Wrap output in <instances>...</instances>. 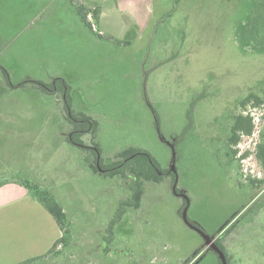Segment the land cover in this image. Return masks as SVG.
I'll list each match as a JSON object with an SVG mask.
<instances>
[{"label": "rangeland", "instance_id": "rangeland-1", "mask_svg": "<svg viewBox=\"0 0 264 264\" xmlns=\"http://www.w3.org/2000/svg\"><path fill=\"white\" fill-rule=\"evenodd\" d=\"M56 4L0 0V185L38 184L70 222L67 242L28 264H215L193 222L206 236L225 226L236 264H264V49L238 36L255 21L264 47V0H151L141 33L98 50L59 34ZM54 78L70 85L69 109L96 121L81 145L61 87L43 84ZM237 115L252 131L231 142ZM128 147L149 152L162 178L110 227L129 179L91 166ZM16 194L7 207L23 211L30 243L37 221H55L32 191ZM35 250L25 243L23 256Z\"/></svg>", "mask_w": 264, "mask_h": 264}, {"label": "crops", "instance_id": "crops-1", "mask_svg": "<svg viewBox=\"0 0 264 264\" xmlns=\"http://www.w3.org/2000/svg\"><path fill=\"white\" fill-rule=\"evenodd\" d=\"M48 1L51 4L57 3V8L54 9L55 15L53 19L51 18V21L54 28H57L58 24L60 25L59 34H63L65 40L78 39L85 42L86 48L90 50H98L101 44H103L105 37L112 41H126L132 31H137L138 34L139 32L141 33L140 29L143 27L145 28L146 23L149 22L148 17H144V12L149 11L151 0H78L84 4L91 3L99 5V18L96 23L94 20H91L92 28H88L81 22L73 3L67 0ZM59 9L65 11L66 16H58L56 11H60ZM62 29L64 32H62ZM69 86L66 87L67 98H69ZM64 96L65 94H63V97ZM20 183L21 180L15 179L6 180L0 185V191L4 190V193H0V264H17L33 257L43 256L62 235L56 222L49 225L47 231L44 223L39 220L33 225L36 237L32 242L29 239L30 243H28L27 239L24 237L23 226L19 224L23 211H18L17 208L13 207H7L8 204L18 200L16 188H18ZM185 204L186 200H183V207ZM180 213L182 214V208L180 209ZM193 223L197 228L202 229L206 233L200 224L196 222ZM56 225L58 227L57 231L55 229ZM224 227L225 226H222L216 232L213 231L207 235L214 242L217 240L228 257L231 258V255H233L229 253L231 244L222 236ZM203 240L206 241L205 238ZM25 243L28 249H36L35 251L37 252L28 254L30 256H23L25 253ZM218 261L216 260L215 264H219ZM231 261L233 264H236L234 258L230 259V262Z\"/></svg>", "mask_w": 264, "mask_h": 264}, {"label": "trees", "instance_id": "trees-1", "mask_svg": "<svg viewBox=\"0 0 264 264\" xmlns=\"http://www.w3.org/2000/svg\"><path fill=\"white\" fill-rule=\"evenodd\" d=\"M74 4L75 10L81 20V22L87 26L88 28H92L91 20L89 19V15L92 20L96 23L99 18L100 8L98 4H84L79 2L78 0H67ZM261 32V28L256 24L255 21L249 24H241L238 28V36L240 42L244 46H252L255 49H264L261 44V41L258 39L259 34ZM107 38V37H105ZM54 79L51 83H43L46 88L56 89L61 87L63 94H65L66 99V107L68 108L69 112V119L70 122L75 126L74 132L71 136V140L73 143H79L81 145L80 136L83 132H94L96 130V121L92 119L90 116H86L84 114L78 115L74 114L72 110L69 109V102L67 101L65 86L62 84L64 83L62 80ZM61 83V85L58 83ZM57 83V84H56ZM256 98L255 95H249L247 100L250 98ZM259 99H257V102ZM232 136L231 142H236L239 133H244L249 135L252 131V124H251V117L237 115L235 117L234 123L232 125ZM95 155H100V149L98 146H95ZM117 160L113 161L112 159H107L105 163L100 159L96 158V163L92 165V169L95 172L106 174L109 176H114L116 174H120L123 176H127L129 179V196L128 198L120 201L119 206L117 207V212L115 217L110 221V227L113 223L117 222L123 214L125 213L128 207L131 208H138L141 202V197L143 194V184L145 181H152L158 182L162 178V172L158 168L155 160L150 155L149 152L145 151L144 149L137 148V147H128L119 153H117ZM100 169L102 172H100ZM171 174H173L171 172ZM21 185L27 188L29 191H32L35 198L44 206V208L51 214L54 218L55 222L59 226L62 235L59 237L52 245L50 250L46 253L52 252V250L57 246V244L66 243L67 242V234L69 232V220L67 217V213L65 212L64 208L61 204L54 199L52 194L49 190L42 188L38 184L31 182L28 179L21 180ZM109 233H111L110 228L108 229ZM108 240V239H107ZM215 243L219 246V248L224 252L227 263L231 264L230 258L219 244L217 240ZM45 254V255H46ZM43 255V256H45ZM39 257H33L27 260H24L17 264H28L33 260H37ZM219 264H222L219 259Z\"/></svg>", "mask_w": 264, "mask_h": 264}, {"label": "water", "instance_id": "water-1", "mask_svg": "<svg viewBox=\"0 0 264 264\" xmlns=\"http://www.w3.org/2000/svg\"><path fill=\"white\" fill-rule=\"evenodd\" d=\"M173 189H175V185H173ZM182 218L185 221H187L186 208H184L183 211H182ZM196 230L204 236L205 240L210 245V247L217 253L221 263L222 264H228L226 256H225L224 252L219 248V246L209 236L204 235L201 230H199L198 228Z\"/></svg>", "mask_w": 264, "mask_h": 264}, {"label": "built area", "instance_id": "built-area-1", "mask_svg": "<svg viewBox=\"0 0 264 264\" xmlns=\"http://www.w3.org/2000/svg\"><path fill=\"white\" fill-rule=\"evenodd\" d=\"M88 17H89L90 20H92L91 17H90V15Z\"/></svg>", "mask_w": 264, "mask_h": 264}]
</instances>
